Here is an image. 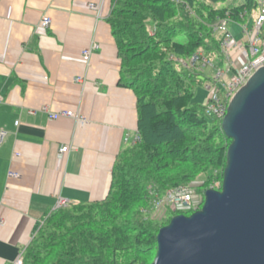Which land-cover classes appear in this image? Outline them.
<instances>
[{
    "label": "crops",
    "instance_id": "obj_1",
    "mask_svg": "<svg viewBox=\"0 0 264 264\" xmlns=\"http://www.w3.org/2000/svg\"><path fill=\"white\" fill-rule=\"evenodd\" d=\"M114 3L0 0V264L21 259L60 198L103 200L117 155L137 139L136 96L108 21ZM67 110L77 118L51 116Z\"/></svg>",
    "mask_w": 264,
    "mask_h": 264
},
{
    "label": "trees",
    "instance_id": "obj_2",
    "mask_svg": "<svg viewBox=\"0 0 264 264\" xmlns=\"http://www.w3.org/2000/svg\"><path fill=\"white\" fill-rule=\"evenodd\" d=\"M226 2L115 1L108 21L121 60V81L136 96L137 139L117 155L107 196L47 214L35 227L21 264H125L118 254L126 250L147 263L161 227L142 210L152 200L147 186L161 194L215 170H221L222 180L231 139L220 119H209L193 102L199 76L210 77L171 56L187 59L201 52L212 62L215 57L223 62L222 34L213 25L225 17L239 23L241 14L252 13L256 4ZM190 187L192 206L179 208L178 214L196 210L194 185Z\"/></svg>",
    "mask_w": 264,
    "mask_h": 264
},
{
    "label": "water",
    "instance_id": "obj_3",
    "mask_svg": "<svg viewBox=\"0 0 264 264\" xmlns=\"http://www.w3.org/2000/svg\"><path fill=\"white\" fill-rule=\"evenodd\" d=\"M220 125L231 139L221 187L159 228L151 264H264V66L232 96Z\"/></svg>",
    "mask_w": 264,
    "mask_h": 264
},
{
    "label": "built area",
    "instance_id": "obj_4",
    "mask_svg": "<svg viewBox=\"0 0 264 264\" xmlns=\"http://www.w3.org/2000/svg\"><path fill=\"white\" fill-rule=\"evenodd\" d=\"M255 10L253 11V24L250 29L246 25H242L246 19L247 13L241 14L242 38L238 42L234 40L230 34L228 25L231 21L225 17L218 20L213 25V31L222 34L220 49L223 56L225 67L221 69L212 61L205 57L201 52L192 54L189 58L183 61L175 56L171 59L176 60L179 64L187 67L190 70H195L205 73L208 67L212 69V74L209 75L207 88L210 90L208 96V104L203 107V113L209 119H222L225 115L227 105L235 94V92L243 86L254 71L264 66V0H255ZM89 7H94L93 3ZM252 12V13H253ZM50 22L48 16L41 19V23L47 26ZM91 48H97L96 44H92L90 48L82 51V58L88 61ZM60 115L67 117H75L77 115L70 110L61 111L60 113L51 115L56 118ZM0 131V139L3 136ZM66 146L59 149L60 153L65 152ZM10 176L17 177V173L9 172ZM149 194L152 196V201L156 208L164 206L175 207L181 209H189L192 206V189L188 185H181L175 188L167 189L163 193H159L155 187L149 188ZM68 203L64 199H59L56 203V208L65 207ZM14 264H21V259H18Z\"/></svg>",
    "mask_w": 264,
    "mask_h": 264
},
{
    "label": "rangeland",
    "instance_id": "obj_5",
    "mask_svg": "<svg viewBox=\"0 0 264 264\" xmlns=\"http://www.w3.org/2000/svg\"><path fill=\"white\" fill-rule=\"evenodd\" d=\"M240 1L241 0H227V2L225 4L238 3ZM225 4H223L222 6H224ZM254 14L255 13L253 12L250 15H248L246 17L245 21L241 24L246 25L247 28L250 29V27L253 24ZM241 24L235 23L234 21H230L229 25H228L230 34L232 35L234 40H237L238 42H240L241 38H242V29L240 28V26H242ZM185 39H186V37L183 36L179 40L185 41ZM179 59H182L183 61H185V59H183V58H179ZM213 63L217 67H220L221 69H223L225 67L224 63H222V58H220V57H215L213 59ZM206 72L209 73V75H210V74H212V69L210 67H208L207 70H205V73ZM198 82H199L198 84L194 85L193 102L195 103V105H199L203 108V107L207 106V104H208V96L210 93V90L207 88L208 79L206 80L204 76H199ZM204 178H207V180H208L207 183L206 182L204 183ZM190 185H192V186L194 185V189H195V193H196L195 205L193 207H195V209L198 210L202 206V205H200L203 203V200H204V194H202V193L206 189H209V188L220 189V187H221V170H215L213 172H210L209 174L200 175L199 177H197L195 179V182H193V184H190ZM190 185H188V186H190ZM151 186H152V184H149L147 186V190H149V188ZM202 195H203V200L201 201ZM178 209L179 208L168 207V206H164L162 208L161 207L156 208L155 203L151 200L149 202L148 206L146 208H143L142 210L144 211L145 215L152 216V217H154V219L159 221L160 222L159 226H164L169 222V220L172 216L178 214ZM192 211H190V213H188V214H191ZM154 253L148 259L147 263H144V262L141 263V257L134 255V253L130 250L120 252L118 254V257H119V260L125 264H127L128 262H130V264H151L153 259H154V255H155ZM133 256L134 257L136 256V257L133 259ZM135 261H139V262L135 263Z\"/></svg>",
    "mask_w": 264,
    "mask_h": 264
}]
</instances>
